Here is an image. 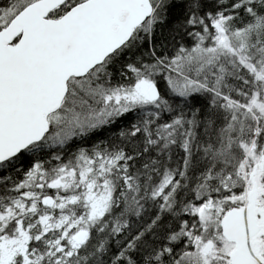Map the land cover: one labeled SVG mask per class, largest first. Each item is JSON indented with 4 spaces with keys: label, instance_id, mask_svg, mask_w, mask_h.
I'll return each mask as SVG.
<instances>
[{
    "label": "snow or ice",
    "instance_id": "1",
    "mask_svg": "<svg viewBox=\"0 0 264 264\" xmlns=\"http://www.w3.org/2000/svg\"><path fill=\"white\" fill-rule=\"evenodd\" d=\"M0 264H264V0H0Z\"/></svg>",
    "mask_w": 264,
    "mask_h": 264
}]
</instances>
